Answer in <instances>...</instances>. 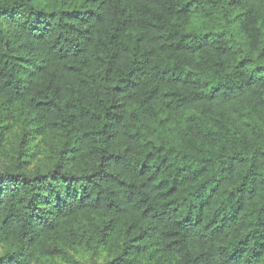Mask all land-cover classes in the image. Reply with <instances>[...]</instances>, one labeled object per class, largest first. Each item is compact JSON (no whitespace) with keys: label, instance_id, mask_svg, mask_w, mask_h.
Masks as SVG:
<instances>
[{"label":"trees","instance_id":"obj_1","mask_svg":"<svg viewBox=\"0 0 264 264\" xmlns=\"http://www.w3.org/2000/svg\"><path fill=\"white\" fill-rule=\"evenodd\" d=\"M0 160V264H264V0H0Z\"/></svg>","mask_w":264,"mask_h":264},{"label":"rangeland","instance_id":"obj_2","mask_svg":"<svg viewBox=\"0 0 264 264\" xmlns=\"http://www.w3.org/2000/svg\"><path fill=\"white\" fill-rule=\"evenodd\" d=\"M25 131H26L25 128L19 127L15 129L13 134L8 137L9 139L8 148L12 151H18L19 149H26L29 146V142L32 141V146L36 144L37 148L34 149L33 147H28L27 150L29 151L32 157L31 159V164H33L32 167L36 168L39 165L43 164L41 163L42 156L40 154L36 155V151L37 149L43 150L45 146L43 144L42 139H34V138H32L31 140L26 139L24 137ZM1 161L2 160H0V164H1ZM7 250H8L7 247L0 244V257L4 255L7 252ZM70 254H72L73 258L78 260L81 264H107V261H108V256L106 254L96 256L92 253L88 254L84 252L82 249H77L76 251L73 250L70 252ZM35 264H45V263L37 262ZM48 264H66V263L60 260H56ZM140 264H145V262L142 261Z\"/></svg>","mask_w":264,"mask_h":264}]
</instances>
